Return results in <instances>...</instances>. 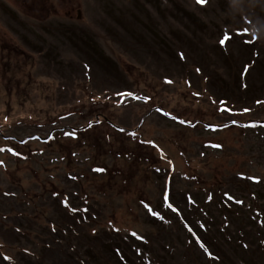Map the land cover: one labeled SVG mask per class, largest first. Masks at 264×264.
<instances>
[{
	"label": "rangeland",
	"instance_id": "obj_1",
	"mask_svg": "<svg viewBox=\"0 0 264 264\" xmlns=\"http://www.w3.org/2000/svg\"><path fill=\"white\" fill-rule=\"evenodd\" d=\"M259 5L0 0V264H264Z\"/></svg>",
	"mask_w": 264,
	"mask_h": 264
},
{
	"label": "snow or ice",
	"instance_id": "obj_2",
	"mask_svg": "<svg viewBox=\"0 0 264 264\" xmlns=\"http://www.w3.org/2000/svg\"><path fill=\"white\" fill-rule=\"evenodd\" d=\"M197 3L200 4L201 6H204L206 3H207V0H197ZM238 34H243V35H246L247 32L244 31V33H238ZM230 35L228 33H224L223 34V38L221 39L220 43L222 46H224L226 44L227 41H229L230 39ZM254 40V39H253ZM246 43H251L252 41H245ZM245 71H247V68L245 69ZM249 110L245 109V112H247ZM181 123H184V121H181ZM4 151V149H0V152ZM9 151H11V149H9ZM14 155H16L17 153H14ZM251 179V178H249ZM255 182H259V181H255ZM229 199H231V197L229 196L228 197ZM165 201L167 202L168 201V195L165 194ZM65 206H68L67 205V201H65ZM168 207L171 208L173 211H178L177 209H175L171 204H168ZM151 211V209H149ZM75 211V210H74ZM86 211V210H85ZM189 231H191V229H189ZM133 235L135 236L136 234L133 233ZM138 239H142L140 237H137ZM203 247V245H201Z\"/></svg>",
	"mask_w": 264,
	"mask_h": 264
},
{
	"label": "clouds",
	"instance_id": "obj_3",
	"mask_svg": "<svg viewBox=\"0 0 264 264\" xmlns=\"http://www.w3.org/2000/svg\"><path fill=\"white\" fill-rule=\"evenodd\" d=\"M241 4H243L245 2V0H240ZM261 7V10H264V5H259ZM254 7H256V5H254ZM249 33L250 36H255L257 37V41L258 42H264V35L254 31L251 27H249Z\"/></svg>",
	"mask_w": 264,
	"mask_h": 264
}]
</instances>
